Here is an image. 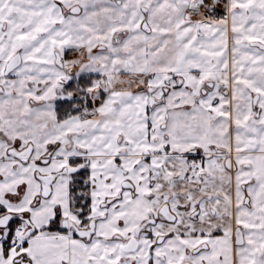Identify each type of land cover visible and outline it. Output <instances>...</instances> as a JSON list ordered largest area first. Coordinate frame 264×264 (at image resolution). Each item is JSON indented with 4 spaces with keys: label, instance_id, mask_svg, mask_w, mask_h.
<instances>
[{
    "label": "snow or ice",
    "instance_id": "obj_1",
    "mask_svg": "<svg viewBox=\"0 0 264 264\" xmlns=\"http://www.w3.org/2000/svg\"><path fill=\"white\" fill-rule=\"evenodd\" d=\"M0 264H264V0H0Z\"/></svg>",
    "mask_w": 264,
    "mask_h": 264
}]
</instances>
